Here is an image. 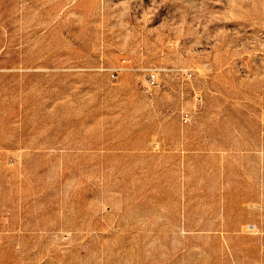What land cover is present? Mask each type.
Returning <instances> with one entry per match:
<instances>
[{
	"label": "rangeland",
	"instance_id": "374dc122",
	"mask_svg": "<svg viewBox=\"0 0 264 264\" xmlns=\"http://www.w3.org/2000/svg\"><path fill=\"white\" fill-rule=\"evenodd\" d=\"M0 264H264V0H0Z\"/></svg>",
	"mask_w": 264,
	"mask_h": 264
},
{
	"label": "built area",
	"instance_id": "2783aa9c",
	"mask_svg": "<svg viewBox=\"0 0 264 264\" xmlns=\"http://www.w3.org/2000/svg\"><path fill=\"white\" fill-rule=\"evenodd\" d=\"M151 83L154 84L155 83V78L157 77L155 74H151ZM187 119V118H185Z\"/></svg>",
	"mask_w": 264,
	"mask_h": 264
}]
</instances>
